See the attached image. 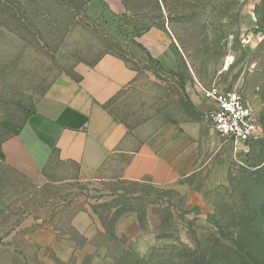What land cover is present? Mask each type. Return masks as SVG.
<instances>
[{"label":"rangeland","instance_id":"1","mask_svg":"<svg viewBox=\"0 0 264 264\" xmlns=\"http://www.w3.org/2000/svg\"><path fill=\"white\" fill-rule=\"evenodd\" d=\"M150 25L171 34L159 60L138 41ZM105 54L137 71L106 109L176 180L120 179L119 159L60 192L0 162V264H264V0H0V145ZM200 86L249 99L258 134L243 149L214 133Z\"/></svg>","mask_w":264,"mask_h":264},{"label":"crops","instance_id":"2","mask_svg":"<svg viewBox=\"0 0 264 264\" xmlns=\"http://www.w3.org/2000/svg\"><path fill=\"white\" fill-rule=\"evenodd\" d=\"M113 9L123 12L124 6L118 2ZM170 37L167 30L152 27L138 41L159 60L172 43ZM75 71L76 78H59L33 101L18 132L2 141L0 162L24 181L36 187L52 185L60 192L108 174L119 159H125L117 171L120 179L148 178L156 184L176 180V171L162 153L143 139L136 140L106 109L110 99L134 81L137 71L114 54ZM201 103L206 109L210 105L204 99Z\"/></svg>","mask_w":264,"mask_h":264},{"label":"built area","instance_id":"3","mask_svg":"<svg viewBox=\"0 0 264 264\" xmlns=\"http://www.w3.org/2000/svg\"><path fill=\"white\" fill-rule=\"evenodd\" d=\"M202 98L210 103L206 116L216 135L235 150L244 146L258 134L252 105L239 91H222L215 87L200 86Z\"/></svg>","mask_w":264,"mask_h":264},{"label":"trees","instance_id":"4","mask_svg":"<svg viewBox=\"0 0 264 264\" xmlns=\"http://www.w3.org/2000/svg\"><path fill=\"white\" fill-rule=\"evenodd\" d=\"M151 26H153V25H150L149 27H147V29H145V30H143V31H141V33H143L144 31H147ZM139 47H141V45L140 44H137ZM116 56H118V57H120V58H122V59H124V57L123 56H121V55H116ZM150 57V56H149ZM151 58V57H150ZM125 60V59H124ZM126 61V60H125ZM19 128H20V126L18 127V128H16V130L14 131V133H17L18 132V130H19ZM13 133V134H14ZM12 135V134H11ZM1 155V154H0ZM1 158H2V155H1Z\"/></svg>","mask_w":264,"mask_h":264}]
</instances>
